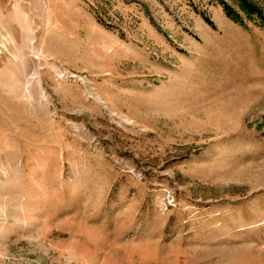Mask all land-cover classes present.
<instances>
[{"label": "rangeland", "instance_id": "rangeland-1", "mask_svg": "<svg viewBox=\"0 0 264 264\" xmlns=\"http://www.w3.org/2000/svg\"><path fill=\"white\" fill-rule=\"evenodd\" d=\"M247 1L0 0V264H264Z\"/></svg>", "mask_w": 264, "mask_h": 264}, {"label": "trees", "instance_id": "trees-1", "mask_svg": "<svg viewBox=\"0 0 264 264\" xmlns=\"http://www.w3.org/2000/svg\"><path fill=\"white\" fill-rule=\"evenodd\" d=\"M240 2H241L240 4L243 7L244 11L247 12L250 17H253L255 14H257L258 16H262V13H260L261 11L258 10L256 6H254L253 4L248 2L247 0H240ZM222 5L224 7L226 14L228 16L233 17L235 13L232 10V8L224 2H222ZM207 21L209 22L208 19H207Z\"/></svg>", "mask_w": 264, "mask_h": 264}]
</instances>
